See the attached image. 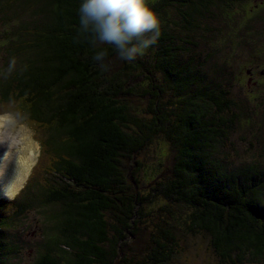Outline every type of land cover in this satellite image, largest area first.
I'll use <instances>...</instances> for the list:
<instances>
[{
	"label": "trees",
	"instance_id": "16d2710c",
	"mask_svg": "<svg viewBox=\"0 0 264 264\" xmlns=\"http://www.w3.org/2000/svg\"><path fill=\"white\" fill-rule=\"evenodd\" d=\"M250 1L147 0L160 21L156 44L132 61L105 45L110 67L102 71L93 60L101 46L80 27L82 0H0L8 39L0 100L25 102L53 162L18 196L0 198V264H11L19 249L11 226L44 206V243L32 264H165L180 248L175 224L164 218L142 258L124 251L158 198L160 211L167 204L187 210L189 227L209 236L219 263L264 262V167L230 163L235 146L223 147L249 117L231 88L246 85L249 65L264 69V43L249 47L239 37L253 27ZM238 9L243 15L231 18ZM218 16L236 20L224 37L232 49L250 48L253 61L234 69L232 51L205 48L220 30ZM253 74L257 83L246 95L259 104L253 90L264 88V75ZM136 97L147 101L141 113L128 102ZM158 137L175 162L171 174L140 191L136 157Z\"/></svg>",
	"mask_w": 264,
	"mask_h": 264
},
{
	"label": "rangeland",
	"instance_id": "374dc122",
	"mask_svg": "<svg viewBox=\"0 0 264 264\" xmlns=\"http://www.w3.org/2000/svg\"><path fill=\"white\" fill-rule=\"evenodd\" d=\"M261 1L262 0H251L250 2L253 6L255 4H261ZM245 3L247 5L248 2ZM252 6H245L247 8L245 11L247 14L251 15L247 20L253 24V27L247 28L246 26L245 28H242V30L239 31V37L244 40L245 46H254L258 48L260 44L264 43V5L261 4V7L257 5L258 7L254 6L253 8ZM254 9H257V11ZM240 13L243 15L242 10ZM240 13L238 9L236 14L231 18L238 19L239 16H237V14ZM222 18L218 16L214 23L220 26L219 32L221 31L224 35L220 34L221 32H218L215 36L213 35V38L209 40L206 39L205 42L207 45H205V48L208 50L220 49L219 51H222L221 55L222 53H230L232 51L236 58V64L233 68L236 69V67L238 65L241 66L242 63L243 65L247 64L246 61L248 59H253L251 58L253 52L250 48H243L242 50L231 48L232 44H229L224 36L229 37L228 33L231 31L227 30V28L232 27L231 25L234 24L236 20ZM2 22L0 15V61L2 60V57L6 55L4 49L8 42V39L5 37L6 30L2 25ZM261 41L263 43H261ZM221 55L218 54V59H222ZM252 65L259 67L255 63ZM255 78L254 75L253 79ZM245 84L246 85H241L243 87H232L230 91L237 100L242 99L244 103H247L249 117L241 118L240 122L235 125L233 130H231L228 140L224 141L223 147L227 148L230 144H234L235 146V150L230 151V158L226 156L227 161L230 163L240 164L243 161L249 162L250 160H257L264 167V88L253 90L256 93V96L263 99L258 104L257 100L247 97L246 94L251 87H249L247 83ZM244 99H247V101ZM128 102L132 105V108L135 107L137 113H141L147 104L146 100L139 97L130 98ZM25 107L26 104L22 100H0V115L5 112H18L22 117L14 126L9 127L0 125V136L5 134L6 136L8 135L9 137L16 138V140L19 141L10 149L11 155L13 154L12 156L17 160V157L26 156L28 152L27 149H33L32 162L28 164L27 170L23 171L21 177L22 180L20 179L19 185L14 188L10 186L9 196L0 195V198L7 200L18 196L26 184L34 179L36 175L46 174L47 169L50 168V162H52V156L44 154L45 148L42 144V140L46 137L44 128L28 118L25 113ZM153 140L154 141L148 144V146L142 152L137 154L136 157L142 165L139 169L140 184L142 187L140 191H146L148 189L147 187L153 184L151 179H160L161 176H168L171 174L172 166L175 162L172 148L169 147L161 137ZM14 161L11 163L6 179L0 184V186L4 185L7 182L8 177L12 175ZM154 164L156 165L154 166ZM155 168L157 171H155ZM159 171H161V173H159ZM51 175L56 174L54 171H51ZM162 204H164V202L162 203L158 198L152 204L153 206H150L149 208L146 207L148 215L141 220L142 222L138 227L140 232L137 234V237L129 243V246L124 249L125 254L135 255L138 259L142 258L147 252L146 248L151 244L152 235L155 234L154 225L160 223V218H164L165 221L175 224V233L178 237L180 248L172 260L165 264H222L218 262L217 256L209 246V236L197 229L189 227L188 219L186 218L187 210L180 206L167 204L168 208H164L163 210L165 211H160L159 206ZM49 207L50 206L36 207L26 212L19 221L11 226L12 234L13 236H16L15 242L19 245L17 254L10 258L11 264H32L34 262L38 253L42 249L44 243L43 232L47 225L42 210ZM167 210L171 213H164L167 212ZM167 214H169V216ZM172 217L174 218V221L172 220ZM261 264H264V262Z\"/></svg>",
	"mask_w": 264,
	"mask_h": 264
},
{
	"label": "clouds",
	"instance_id": "9594fccd",
	"mask_svg": "<svg viewBox=\"0 0 264 264\" xmlns=\"http://www.w3.org/2000/svg\"><path fill=\"white\" fill-rule=\"evenodd\" d=\"M80 27L92 34L93 45L101 46L93 56L102 71H108V51L114 48L121 60L132 61L156 44L160 21L147 0H82L79 7ZM20 113L0 115V125L14 126Z\"/></svg>",
	"mask_w": 264,
	"mask_h": 264
},
{
	"label": "bare ground",
	"instance_id": "6f19581e",
	"mask_svg": "<svg viewBox=\"0 0 264 264\" xmlns=\"http://www.w3.org/2000/svg\"><path fill=\"white\" fill-rule=\"evenodd\" d=\"M18 142L16 138L9 137L8 135L2 134V136H0V184L6 179L11 163L15 160L12 156L13 154L11 155L10 149ZM27 151L26 156H23L24 158L20 156L14 161L12 175L8 177L4 185L0 186V195L9 196L10 186L14 188L19 185L23 171L27 170L28 164L32 162L33 159V149L29 148Z\"/></svg>",
	"mask_w": 264,
	"mask_h": 264
},
{
	"label": "flooded vegetation",
	"instance_id": "af4514ba",
	"mask_svg": "<svg viewBox=\"0 0 264 264\" xmlns=\"http://www.w3.org/2000/svg\"><path fill=\"white\" fill-rule=\"evenodd\" d=\"M246 73L248 75V77L246 78V82L247 84H256L257 81L254 78V72L256 73H260L261 75H264V69H258V67L253 66V65H249L248 67H246Z\"/></svg>",
	"mask_w": 264,
	"mask_h": 264
}]
</instances>
